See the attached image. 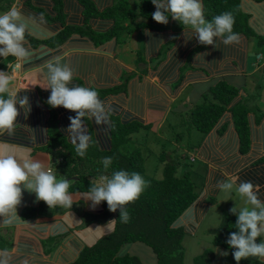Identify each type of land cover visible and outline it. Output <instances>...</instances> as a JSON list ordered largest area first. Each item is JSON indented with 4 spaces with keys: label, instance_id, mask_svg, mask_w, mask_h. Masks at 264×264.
I'll use <instances>...</instances> for the list:
<instances>
[{
    "label": "crops",
    "instance_id": "crops-1",
    "mask_svg": "<svg viewBox=\"0 0 264 264\" xmlns=\"http://www.w3.org/2000/svg\"><path fill=\"white\" fill-rule=\"evenodd\" d=\"M91 1L102 10L116 2V0ZM58 4L63 6L57 13ZM241 6L243 13L248 16L249 26L256 34L255 38L264 37V0H242ZM12 7L20 10L26 18L34 20L35 24L31 26L32 34H26L25 47L29 48L30 55L21 61V75H15V78L21 80L13 82L10 86V92L17 93L21 99L27 97L28 104L23 107L17 104L19 115L11 134L7 130L0 131V153L13 154L21 162L35 158L42 161L46 169L51 170L55 159L45 149L52 141L51 119L56 121V130L74 146L69 138L68 129L71 118H74L76 113L62 106L53 108L47 103L51 90L47 88L48 84H42L43 75L40 82L29 79L32 75L45 71L42 66L55 56H60L61 63L68 64L73 69L74 79L70 86L95 89L99 93V98L111 109L108 124L97 125L94 120L85 118V127L91 140L95 139L100 147L103 146V138L110 137L114 120L139 122L146 127L142 130H149L151 127L155 133L160 132L168 123L176 126V120H172L173 122L169 120L171 113L178 118L186 116L196 104L202 102V95L211 86L219 80H225L240 89V95L231 107L243 101L252 109L248 116L250 148L245 152L241 150L240 135L231 109L208 134L194 132V138L201 143L193 151L191 162L199 160L200 165L194 172L183 170V174L190 173V178L193 177L192 182L197 185L196 190L199 193L197 199L175 222V228L182 229L185 233L183 246H186L188 239L196 242L203 223L208 218L211 220L212 213L214 221L219 219L218 206L214 205V201L227 199L224 196L225 191L217 189L218 183L231 182L235 177L239 178L237 183L252 181L261 185V199H264V110L261 108L264 104H256L262 98L260 91H264V82L255 80L252 90L254 88L258 91L256 95L246 90L247 77L253 76L252 71L255 69L264 71V44H261L259 39L257 43L260 46L254 50L250 42L252 37H242L239 43L232 44V48L236 47L232 50L234 52L232 57L222 60L221 64L213 69L214 73L207 67L196 73L190 72L189 75L197 76L176 88L173 80H163L158 75L159 70L151 64L149 56L151 43L146 40L147 31L144 29L135 31L129 37L124 36L126 39V41L123 39L124 43L116 44L118 40L110 38L97 47L89 37H86L87 35L82 36L78 33L73 34L70 40L63 44L52 46V41L59 36L63 27L58 17L62 16L61 20L65 19L64 25L68 27H82L86 24L80 0H0V9L3 10L0 14ZM99 21V19L93 21L96 31L100 30ZM111 28L113 22L109 21L107 27L100 32ZM49 32L52 33L51 36L47 35ZM180 36L181 41L189 45L185 29L181 31ZM82 43L88 47H84ZM153 49L156 53L160 52L156 46ZM141 56L142 59L146 58L147 63L145 60L139 63ZM16 60L11 56L2 57L3 64H7L2 70L8 73V65ZM228 66L233 70L226 69ZM124 74L131 75L126 90L116 94L100 92L121 85ZM200 84L208 86L201 90L198 97L187 96L184 107L179 104L180 106L174 109L182 98L184 89ZM182 157L185 159L186 155ZM68 180L72 186V179ZM70 188L69 192L73 196L71 208L60 206L50 208L44 201H38L34 193L24 190L21 204L17 206L20 219L12 226L0 227V258L7 256L9 264H74L87 247L93 246L114 230V220L106 223H86L87 214L100 215L103 212L102 202L93 207L92 202L86 198L87 193L72 192ZM242 206H245L243 199L234 205L237 208ZM193 207L197 213L195 223L191 222L188 213ZM82 209H85V212L80 214ZM2 219L3 217H0V221ZM97 228L101 231L99 232ZM136 244L141 243L128 244L122 250Z\"/></svg>",
    "mask_w": 264,
    "mask_h": 264
},
{
    "label": "trees",
    "instance_id": "trees-1",
    "mask_svg": "<svg viewBox=\"0 0 264 264\" xmlns=\"http://www.w3.org/2000/svg\"><path fill=\"white\" fill-rule=\"evenodd\" d=\"M80 1L84 8V23L86 24L82 27H68L64 25L65 19L61 20L58 17L63 27L59 36L52 41V46L63 44L70 40L73 34L78 35V33L82 36L87 35L86 37H89L97 47L110 38H116L118 40L116 44L124 43L123 39L126 41L124 36L129 37L135 31L144 29L147 31L146 40L151 43L150 54L148 53L151 64L156 70H159L158 75L163 80H173L176 83V88L197 76V74L189 75L190 72L196 73L204 67L212 72L221 64L222 60L232 57L234 54L232 50L236 49V47H231L233 43L225 45L219 38H214L216 44L213 45L200 44L195 37L191 40L187 37L189 45L183 43L180 36L181 31L184 30L182 24L171 17L167 25L159 24L152 19V13L156 9L151 0H139L133 3L131 0H116L112 6L109 5L103 10L91 0ZM241 3L242 0H203L206 19L210 20L221 13L230 12L235 19L233 32L238 33L241 39L242 37H255L256 34L248 24V16L243 13ZM62 6L61 4L56 5L57 13L60 12ZM98 19L101 22L98 24L100 30L107 27L109 21L113 22V28L103 32L96 31L93 21ZM258 39L261 44H264V37H258ZM82 45L88 47L84 43ZM153 45L160 49L159 53H156ZM142 58V56L139 58V63L146 59ZM145 63H147L146 60ZM226 69L233 70L231 66ZM130 77L131 75L125 74V80L121 85L100 92L102 94L120 93L126 90ZM239 95L238 87L225 80H219L202 95V102L196 104L187 113L185 116L186 129L189 132L192 129L206 135L231 109L236 129L240 135L241 150L242 152L247 151L251 143L248 116L252 109L247 107L243 101H239L231 107ZM117 121V124L114 121L111 126L110 137L103 138V146L100 147L98 142L92 139L90 147L83 157L76 153L75 147L66 141L65 137L56 129L55 136L51 134L52 141L45 148L55 159L52 167L53 173L58 178L72 179L73 185L70 188L72 192L88 193L90 186L96 184L92 181L93 179L97 182L101 176L110 177L112 172L121 169L139 172L146 180L150 181L140 198L125 206L130 216L127 223L120 219V210L111 211L106 201L102 202L103 212L100 215H86L88 224L91 222L106 223L114 220V230L93 246L87 247L74 264H144L137 255L121 253L124 246L138 242L144 243L154 250L158 256V264H185L183 249L185 233L173 225L198 196L190 173L183 174L184 171L181 172L179 169L184 158L181 157V161H177V159L176 161H164L162 178L147 177L146 158L140 150L138 151V148L134 149L130 144L132 134L140 133V130L146 127L139 122ZM105 157H113V163L107 171L102 164ZM86 169H90L89 172H92V175L86 173ZM179 171L183 176H179ZM236 219L237 217L231 211L227 212L223 217L221 227L216 230L212 242L215 246L228 251L226 261L229 264H237L232 256L233 249L226 243L229 234L233 232ZM214 259L215 254L209 248L195 258L194 264H212ZM239 264H264V262L250 257L247 260H241Z\"/></svg>",
    "mask_w": 264,
    "mask_h": 264
},
{
    "label": "clouds",
    "instance_id": "clouds-1",
    "mask_svg": "<svg viewBox=\"0 0 264 264\" xmlns=\"http://www.w3.org/2000/svg\"><path fill=\"white\" fill-rule=\"evenodd\" d=\"M155 6L152 19L159 24L167 25L169 18L179 22L185 29L188 39H198L200 44H216L214 38H219L225 45L239 43L241 37L233 32L235 19L230 12H224L206 19L203 0H151ZM34 20L26 18L15 7L0 14V65L2 57H15L17 60L8 65V73L0 68V131L7 130L11 134L16 124L19 111L17 104L23 107L28 104L27 97L21 99L17 93L10 92V85L21 75L22 60L30 55L26 34L31 35ZM51 36L52 33H47ZM198 57V56H197ZM196 57V59H197ZM20 63V69L12 70L14 64ZM46 69L48 89L51 90L47 103L53 107H63L76 113L71 118L68 129L69 138L75 146L76 153L85 156L91 143V136L85 127V118H90L97 125L108 124L111 109L99 98V93L86 86H70L74 79V71L68 64L61 63V57L55 56L43 66ZM113 163V157L102 160L107 171ZM238 177L231 182L218 183L220 191H230L236 185L245 206L231 209L237 219L235 232H231L226 240L233 249L232 256L239 264L241 260L255 257L264 260V199H261V185L252 181H240ZM150 181L135 171L118 170L111 176H101L100 182L91 185L86 198L95 207L106 201L109 209L120 210V219L127 223L130 219L127 208L131 202L140 198L149 186ZM70 181L58 178L52 170L46 169L44 163L35 158L21 162L13 154L0 153V227H9L20 219L17 206L21 204L24 190L35 194L38 201H44L50 208L57 206L71 208L73 196L69 192ZM192 223L196 222V209L188 210ZM173 227H176L174 224ZM259 238V242H258ZM224 252L223 255H227ZM0 264H9V258H0Z\"/></svg>",
    "mask_w": 264,
    "mask_h": 264
},
{
    "label": "rangeland",
    "instance_id": "rangeland-1",
    "mask_svg": "<svg viewBox=\"0 0 264 264\" xmlns=\"http://www.w3.org/2000/svg\"><path fill=\"white\" fill-rule=\"evenodd\" d=\"M134 1L139 0H131L133 3ZM1 12H3L2 9H0ZM62 19V16L60 17ZM130 40V39H129ZM258 39L255 37H252L250 42L252 48L256 50L260 45L257 43ZM3 68L7 66V64L1 65ZM6 72V71H4ZM253 76L247 77V88L250 93L253 95H256L258 91L256 92L255 89L252 87L256 83L257 80L264 82V71L256 69L252 71ZM43 75V76H42ZM44 79L43 81L41 80ZM30 80H37L42 81L41 83L43 85L48 84L47 82V76H46V70L41 72L40 74L32 75ZM123 81L125 80V74L123 76ZM256 80V81H255ZM13 82H16L13 80ZM12 82V83H13ZM11 86V85H10ZM207 84L201 85L195 87L194 85L187 87L183 91V96L179 100V102L176 103L174 109L179 107V104H182L183 107L186 105V99L187 96H197L200 94L202 89L207 88ZM262 94V98L260 102H257L256 104H264V91H260ZM260 98V97H259ZM264 110V105L261 107ZM185 117V116H184ZM178 116L176 117L175 114L171 113L169 120H176V126H171L169 123L163 126V128L160 130V132L155 133L152 129L149 130H140V133H133L132 134V140L130 141V144H132V147L138 148V151L140 150L141 154H143L144 157H146V176L147 177H155L157 179L162 178L163 176V162H169L171 160L181 161L182 155H186V158L184 161H181L182 164L180 165L179 169L182 172L185 171H192L193 172L197 169V167L200 165L199 160L196 162H191V157L194 155L193 151L197 149V146L201 143L200 140H197L194 138V132L196 130H192L189 132L186 129L185 125V118ZM51 134L55 136L56 134V121L54 119H51ZM116 124L118 123L117 120H114ZM173 122V121H172ZM175 123V122H174ZM181 132H184V134H181ZM199 133V131H196ZM53 167V166H52ZM199 168V167H198ZM52 170V169H51ZM90 169H86V173H90L92 175V172ZM179 171V176H183ZM192 172V174H193ZM89 176V175H88ZM191 180L194 182L193 177L191 176ZM96 184L100 182V179L96 182L95 179H93ZM197 187V185L195 184ZM196 193L198 194L199 191L196 190ZM224 196L226 197V201L218 200L217 202L214 201V205L217 207L218 217L219 219L214 221V213H212L211 220L208 218L202 225L200 233L196 237V242L192 241L191 239H188L186 241V246L183 248L185 251V264H194L195 258L202 255V253L206 249H212L216 258L215 261H213V264H229L226 261V255H223L224 252H228L226 249L222 247L215 246L212 242L215 237L216 230L221 227L222 220L224 215L227 212H230L231 209L234 207V205L239 204L241 202V197L236 190L235 185L233 186V189L230 191H225ZM243 207V206H242ZM85 212V209H82L80 214H83ZM97 230L100 232L101 230L97 228ZM234 231H237V229L234 228ZM184 241V240H183ZM202 241H206L205 243H201ZM131 255H137L139 256L144 264H158V256L151 247L147 246L144 243L136 244V245H130V247H126L124 250L121 251L122 254H127V252Z\"/></svg>",
    "mask_w": 264,
    "mask_h": 264
},
{
    "label": "built area",
    "instance_id": "built-area-1",
    "mask_svg": "<svg viewBox=\"0 0 264 264\" xmlns=\"http://www.w3.org/2000/svg\"><path fill=\"white\" fill-rule=\"evenodd\" d=\"M18 69H20V63H18V64H14L13 67H12V70H13L14 72H16Z\"/></svg>",
    "mask_w": 264,
    "mask_h": 264
},
{
    "label": "water",
    "instance_id": "water-1",
    "mask_svg": "<svg viewBox=\"0 0 264 264\" xmlns=\"http://www.w3.org/2000/svg\"><path fill=\"white\" fill-rule=\"evenodd\" d=\"M73 179H77V178H73Z\"/></svg>",
    "mask_w": 264,
    "mask_h": 264
}]
</instances>
